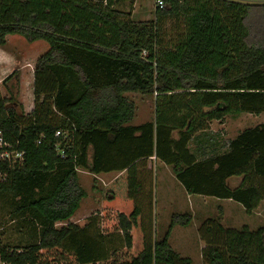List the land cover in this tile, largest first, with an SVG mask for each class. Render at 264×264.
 I'll return each mask as SVG.
<instances>
[{
    "label": "trees",
    "instance_id": "16d2710c",
    "mask_svg": "<svg viewBox=\"0 0 264 264\" xmlns=\"http://www.w3.org/2000/svg\"><path fill=\"white\" fill-rule=\"evenodd\" d=\"M126 1L0 0V47L7 35L48 44L34 64L31 112L16 98L19 71L1 80L9 96L0 92V134L23 154L0 159V211L21 235L0 238L3 264H191L168 242L188 214H172L159 238L144 222L151 193L139 168L149 158L188 194L230 199L246 213L264 200V123L222 153L198 159L189 148L212 120L264 112V35L251 40L249 24L256 12L264 22V0H162L139 22L119 8ZM129 92L154 94L151 120L131 123ZM80 169L118 174L99 190L100 214L56 228L87 195ZM198 231L202 264H264V226L208 218Z\"/></svg>",
    "mask_w": 264,
    "mask_h": 264
},
{
    "label": "rangeland",
    "instance_id": "374dc122",
    "mask_svg": "<svg viewBox=\"0 0 264 264\" xmlns=\"http://www.w3.org/2000/svg\"><path fill=\"white\" fill-rule=\"evenodd\" d=\"M246 2L253 5L263 3L261 0H248ZM119 8L125 11L129 10L131 19L134 21H148L154 18L156 0H133L131 3L129 1L121 2ZM251 15V21L249 22L250 37L251 40L256 42L262 39V34L264 35V22L257 12ZM177 24L174 20H169L166 24V29L168 31L176 29ZM166 35L168 40V36L172 38L173 33H167ZM6 40V44L2 47L5 48V51L10 52L12 62H7L12 66H8L5 70L2 69L6 67V60L0 59V63L4 62L0 64V92L3 96H9V93L1 84L2 77L7 76L13 70H18L20 75L19 85L16 88L17 93L16 90L14 93H16V98L22 103L25 111V108L30 107L31 102H33L32 91L29 86L30 75L34 70L36 59L47 50L48 44L43 40L28 42L20 35H7ZM2 47L0 49L4 52ZM125 95L132 99L136 105L135 122L148 121L153 118L154 94L129 92ZM263 122L264 112L259 114L240 113L226 115L219 123L217 120H213L212 129L209 126L205 131L196 133L189 143V148L196 153L198 159L222 153L227 150L230 139L235 137L240 131ZM202 134L212 136L214 143H209L210 146L203 148V152H198L195 148L197 147V140ZM210 141L211 139L206 138L207 143ZM145 164L146 162H144ZM149 165L150 173L147 177L149 181L144 182V189L147 190L149 195L151 193V203L143 202L142 204L144 222L150 224L153 236L159 238L168 229L172 214H188L191 219L190 222L187 225H174L170 230L168 242L171 248L180 256L190 258L191 264H202L201 249L205 244L200 238L198 229L206 219H217L224 227L236 229L244 225L251 230L264 226V200L251 213H246L239 203L230 199L188 194L175 179L169 166L155 160L149 161ZM78 178L87 195L73 219L71 221L57 222L55 224L56 228H60L68 222L81 226L86 222L89 215L97 214L101 211L99 190L105 185V178L102 177L103 180L100 177L95 178L83 169L79 170ZM83 211L85 213L81 215ZM0 226H2L1 231L3 232L0 238L6 242L9 241L10 244H16V240L21 235L9 229L11 226L9 219L1 211ZM0 264L3 263L0 261Z\"/></svg>",
    "mask_w": 264,
    "mask_h": 264
},
{
    "label": "crops",
    "instance_id": "0c3cea01",
    "mask_svg": "<svg viewBox=\"0 0 264 264\" xmlns=\"http://www.w3.org/2000/svg\"><path fill=\"white\" fill-rule=\"evenodd\" d=\"M1 48V47H0ZM3 49H4V52H3V50H1L0 49V59H2V60H6V62H5V64H6V67L4 68H2V69H6L8 66H12V65H10L7 61H9V62H12V60H11V54H10V52H8L7 50L5 51V48L4 47H2ZM11 56V57H10ZM4 62H1L0 64H3ZM9 70V69H8ZM9 73V72H8ZM6 76V75H5ZM5 76H3L2 78H4ZM1 78V79H2ZM29 86H30V89H31V91H32V99H33V72L31 73V75H30V82H29ZM33 106H34V104H33V102H31V104H30V107H28V108H25V113H29V112H31L32 111V109H33ZM135 117V116H134ZM135 119L136 118H133V120H132V124L133 125H139V124H141V123H143V122H145V121H143V122H135ZM149 121V120H148ZM222 120H217V122L219 123V122H221ZM212 122H213V120L209 123V126L211 127L210 129H212ZM264 123V122H263ZM259 124H261V123H259ZM259 124H257V125H259ZM255 127V126H254ZM249 128H252V127H249ZM205 131V130H204ZM199 132H201V131H199ZM198 132V133H199ZM236 136V135H235ZM206 138H209V139H211V141L210 142H206ZM234 138V137H233ZM198 142H197V144H196V150L198 151V152H200V151H202V149L203 148H205V147H208V146H210V144L209 143H214V140H213V138H212V136H210V135H208V134H202L201 135V137L200 138H198V140H197ZM203 152V151H202ZM155 159L154 158H149V159H147L145 162H146V164L144 165V163L143 164H140V168H139V171H140V176H142V178L143 177H147L148 175H149V173H150V165H149V161L151 162V161H154ZM155 161H158V160H155ZM158 162H160V161H158ZM160 163H162V162H160ZM163 165H165L164 163H162ZM167 166V165H166ZM79 172V171H78ZM118 173L117 172H109V173H99V174H97V175H93V177H95V178H105L104 180L106 181L104 184H106L108 181H110L111 179H113L114 177H116V175H117ZM103 178H102V180H103ZM237 180V179H236ZM240 179H238V181H239ZM80 205H82V204H80ZM80 209V206H79V208L75 211V213L72 215V217H70L69 218V221H71V219H73V216L76 214V212L78 211ZM101 209V208H100ZM85 213V211H83L82 213H81V215H83ZM100 213H101V211H100ZM99 213V214H100ZM86 217V216H85ZM84 217V218H85ZM80 218H81V216H80ZM86 221H87V219H86ZM86 222H84V224H85ZM83 224V225H84ZM82 226V225H81Z\"/></svg>",
    "mask_w": 264,
    "mask_h": 264
},
{
    "label": "built area",
    "instance_id": "2783aa9c",
    "mask_svg": "<svg viewBox=\"0 0 264 264\" xmlns=\"http://www.w3.org/2000/svg\"><path fill=\"white\" fill-rule=\"evenodd\" d=\"M156 7L157 8H163L164 7V3L162 0H156ZM60 133L56 132V136H58ZM8 148H10V145L8 143H6L1 134H0V159L2 160H7V161H12V160H16V159H21L23 154L20 151H16V150H9ZM60 156H63V150L61 149L59 152Z\"/></svg>",
    "mask_w": 264,
    "mask_h": 264
}]
</instances>
